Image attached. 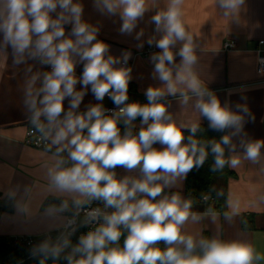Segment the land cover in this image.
Wrapping results in <instances>:
<instances>
[{
    "label": "clouds",
    "instance_id": "1",
    "mask_svg": "<svg viewBox=\"0 0 264 264\" xmlns=\"http://www.w3.org/2000/svg\"><path fill=\"white\" fill-rule=\"evenodd\" d=\"M91 3L101 17L119 19L121 35H132L149 11L147 0ZM217 3L229 16L245 0ZM182 4L167 0L166 8L150 17L155 35L146 43L159 49L150 56L151 77L159 86L147 87V103L142 104L129 102L131 52L113 55L110 45L98 39L100 25L85 18L83 0H0V55L15 66H28L25 118L48 154L42 164L46 191L61 198L59 206L45 209L47 217L59 221L58 227L50 226L58 235L30 249L39 264L48 259L67 264H254L260 259L245 241L189 233L187 225L199 223L203 215L192 211L190 199L171 191L210 154L211 170L218 171L238 168L242 161L258 163L264 148V140L242 139L243 153L235 154L233 138L243 133L245 117L251 114L244 105L233 110L222 104L199 79L196 46L182 20ZM143 35L135 33L137 48L144 47ZM89 90L96 103L80 110ZM176 96L183 105L194 97L209 129L225 134L218 140L197 138L199 122L178 123L169 112L166 98ZM105 97L115 109L105 107ZM118 168L127 174L118 176ZM94 202L99 206L92 207ZM229 207L226 219L238 205ZM72 209L70 217L63 215ZM80 227L89 230L73 243Z\"/></svg>",
    "mask_w": 264,
    "mask_h": 264
},
{
    "label": "crops",
    "instance_id": "2",
    "mask_svg": "<svg viewBox=\"0 0 264 264\" xmlns=\"http://www.w3.org/2000/svg\"><path fill=\"white\" fill-rule=\"evenodd\" d=\"M85 18L100 25L98 39L110 45L111 53L119 56L123 51L131 52L128 61L132 68L133 80L130 82L131 98L147 101L144 92L149 86H159L151 77L150 56L159 49L150 47L146 41L155 35L150 17L166 8L167 0H147L149 11L144 20L138 23L132 35H121L118 31V18L101 17L92 8L91 0H83ZM182 20L186 31L192 37L198 57L194 70L205 87L214 92L221 103H228L235 110L238 104L247 107L250 117L246 116L243 133L233 138L237 145L236 153L242 155V139L264 140V73L257 70V52L259 41L264 40V0H245L244 5L234 15L225 16L217 0H183ZM143 32L141 38L144 47L137 48L140 41L135 39L136 32ZM227 39L235 41L236 46L225 50ZM264 49V44L262 45ZM148 49V51H147ZM179 62V57L176 58ZM27 65L15 66L10 57L0 55V237L16 239L23 236L39 237L57 231L50 230L54 223L45 215L50 205L59 206L61 198L46 191L43 162L48 154L43 148L34 147L25 142L30 126L25 118L23 106V87ZM33 71L39 70L33 66ZM77 75L82 73V65L77 66ZM81 85H77L79 89ZM110 100L105 97L104 105ZM169 112L178 123L190 124L205 122L195 109V98L187 105L180 97H167ZM89 103H96L91 91L80 106L84 110ZM67 108V100L65 101ZM140 128V120L134 122ZM187 130V129H185ZM184 130V131H185ZM246 134V136L244 135ZM160 147V145H155ZM258 163L242 161L233 169L236 177L228 180V209L230 203L237 204V210L231 219L214 211H204L201 206H193L192 211L203 215L196 224L189 223V233L205 232L210 237L219 234L224 240H242L254 248L260 259L254 264H264V148ZM118 176L126 175L123 169H117ZM168 191V190H166ZM172 192H179L185 199V180ZM13 197L11 210L4 208L6 197ZM71 209V201H69ZM25 208L26 212L18 209ZM74 211L64 213L65 217ZM252 215L254 229L243 228V216Z\"/></svg>",
    "mask_w": 264,
    "mask_h": 264
},
{
    "label": "trees",
    "instance_id": "3",
    "mask_svg": "<svg viewBox=\"0 0 264 264\" xmlns=\"http://www.w3.org/2000/svg\"><path fill=\"white\" fill-rule=\"evenodd\" d=\"M201 131L197 133V138L209 140L219 139L223 134L222 132L209 129L208 121L200 124ZM124 131V126L121 128V133ZM134 131L138 132L139 128H135ZM185 136L189 135L188 130H185ZM228 154L226 150V155ZM213 157L210 154L205 164L199 169H194L189 173L185 179V196L186 199H190L193 206H201L204 211H214L224 214L229 212L228 209V180L236 177L235 171L232 168L225 166L223 170L212 171ZM209 196L211 199L204 200V197ZM4 208L11 210L13 207V197L8 196L4 200ZM243 228L254 229L252 215L249 217L243 216ZM79 232L71 237L73 243L79 237ZM205 237H210L205 232ZM56 237V232H52V238ZM42 241L36 239L31 245H27L22 242L15 243L13 239L9 237H0V264H39L38 258L30 256V249L33 245ZM162 246V245H161ZM45 264H67L63 259L59 261H53L48 259Z\"/></svg>",
    "mask_w": 264,
    "mask_h": 264
},
{
    "label": "built area",
    "instance_id": "4",
    "mask_svg": "<svg viewBox=\"0 0 264 264\" xmlns=\"http://www.w3.org/2000/svg\"><path fill=\"white\" fill-rule=\"evenodd\" d=\"M263 44H264V40H260L258 48L256 49V52H257V70H258L259 73H264V49L262 48ZM235 46H236V43L232 39H227L224 42V44H223V48L225 50H231V49L235 48ZM147 51H148V49H147ZM106 98H108V97H106ZM131 101H139L142 104L147 103V101H144V100H134V99H132L131 98L130 85H129V102H131ZM105 107L108 108V109H115V105L112 103L111 100H110V102L108 104H105ZM138 120H140V118H137L136 121H138ZM122 126H124V125L121 124L120 128H122ZM25 142L27 144H29V145L34 146V147L43 148V145H38L37 144V140H36L35 137L32 136L30 128L28 129V132H27V135H26V138H25ZM203 199L204 200H208V199H211V198L209 196H207V197H204ZM1 206L2 205L0 204V208H1ZM91 206L92 207H97V206H99V204H98V202H94ZM71 215H72V213L69 215V217ZM82 217H83V212L81 213V218ZM88 230H89L88 228L80 227L77 232H79V234L81 235L82 233H84V232H86ZM55 232H56V236H57L58 235V231H55ZM48 236L52 237V232L44 234V235L39 236V237L23 236V237H19V238L13 239V240H14L15 243L22 242V243H25L27 245H31L32 243H34V241L36 239L44 240ZM12 264H19V263L16 262V263H12Z\"/></svg>",
    "mask_w": 264,
    "mask_h": 264
}]
</instances>
